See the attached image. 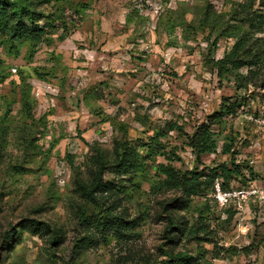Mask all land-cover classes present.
I'll return each instance as SVG.
<instances>
[{"label":"rangeland","instance_id":"1","mask_svg":"<svg viewBox=\"0 0 264 264\" xmlns=\"http://www.w3.org/2000/svg\"><path fill=\"white\" fill-rule=\"evenodd\" d=\"M29 1L42 14L38 23L50 22L32 59L27 41L16 55L15 39L0 33V264H160L182 251L193 264H264V129L250 118L260 120L264 110V56L260 74L246 83L236 71L218 77L213 65L223 21L235 10L240 24L249 9L240 12L239 4L251 0ZM78 4H87L80 12L93 18L80 36L72 35ZM169 47L177 50L166 63ZM230 95L241 103L237 114L210 124L216 150L198 158L187 135ZM169 122L183 132L167 130ZM156 129L164 147L149 150L143 143ZM92 133L108 141L92 140ZM231 138L247 178L232 180L231 188L258 191L221 206L209 188L187 198L160 186L155 164L185 171L229 163L222 147ZM125 144L140 165L121 175L112 158ZM100 160L103 180L114 184L95 193L96 204L81 197L77 181L89 183ZM110 205L127 221L124 235L93 220ZM31 222L47 228L35 230ZM199 225L206 232L190 231ZM53 233L61 241L52 243Z\"/></svg>","mask_w":264,"mask_h":264},{"label":"trees","instance_id":"2","mask_svg":"<svg viewBox=\"0 0 264 264\" xmlns=\"http://www.w3.org/2000/svg\"><path fill=\"white\" fill-rule=\"evenodd\" d=\"M50 0H40V2H48ZM64 1V0H55ZM70 0H66L68 3ZM32 3L29 0H0V33L4 35H9V37L14 38L16 43L13 42L12 45L16 47L14 53L18 55V46L23 43V41L28 42V49H26L27 57L32 59L34 55L35 46L41 41L43 36L46 34L49 21L42 24L38 23L41 13H38L34 7L31 6ZM240 12L248 7L249 12L244 14L239 18L240 24H237L234 18L235 10L232 11V15L221 25V37L215 40V50L217 43L223 40L225 43V48L223 55L213 61V65L216 69L218 77H223L227 73L236 71L235 75L242 78L246 82H250L255 79L261 71V65L257 64L258 59L264 56V47L262 44L264 42V35L253 37L256 34L264 32V11H261L260 6L264 5V1L258 2V7L256 6V0H251L250 4L247 3L239 4ZM253 7H255L253 9ZM85 8L87 4H78L75 6V12H73V18L79 15L76 24L77 27L72 29L75 31L82 20L85 18ZM237 9V8H236ZM206 15L203 21H209L210 10L206 9ZM84 11V13L81 12ZM126 22L128 20H125ZM233 21V22H230ZM238 22V21H237ZM247 23L248 28L243 29L242 24ZM167 34V31H164ZM66 37V34H62L60 39ZM252 40V41H251ZM11 48V46H10ZM8 49L11 52V49ZM242 67H247L245 74H239L238 70ZM39 73V72H38ZM264 76V75H263ZM261 88H264V77L260 80ZM241 103L233 95L223 96L219 103V108L212 114L207 116L206 122H199L194 131L187 135L188 144L194 150L196 156L199 158L201 154L213 152L216 150L217 142L213 138V134L210 130V124L221 118L233 117L237 114ZM22 111L25 113L31 112L30 98L25 97L22 102ZM166 129L169 131L175 130L178 133L183 132V127L178 125L177 122H169L166 124ZM161 135H164L162 131L156 129L148 137L147 142L143 143L149 150L158 147L161 150L164 147V143L161 140ZM235 139L231 138L228 144H223L222 153L228 154L230 156L229 163L222 162L216 166H205L203 165L200 169L194 168L191 170L181 171L172 164H155L154 172L162 176L159 178L160 186L166 189H179L183 195L190 198L202 191L203 188H209L214 191V181L215 179L220 180V187L223 190L231 189L232 180L246 181V175L243 173V164L236 161L233 149V143ZM96 154H101L99 148L93 146ZM131 146L124 145L119 147L118 150L113 154L114 168L117 170L118 174H127L129 170L139 166L140 162L138 159V153L133 152ZM94 171V174L89 183H82L77 181V188L81 197L85 201H91L93 203H98L95 197L97 192H107L110 185L113 182L104 181L103 177V165L102 160ZM245 167H249L246 165ZM248 177L252 179L251 175L254 172L251 167L248 168ZM107 214L97 216L93 219L97 222V226L101 227L103 230H111L115 235H124L123 230L126 229L127 221L122 217H115L113 215L114 206L110 205L106 207ZM100 215V216H99ZM90 220V218L85 215V221ZM93 222V221H92ZM91 223V222H89ZM94 223V222H93ZM30 225L35 230L46 229L47 226H39L38 222H31ZM193 233L206 232V228L203 225H199L195 230L190 228ZM8 239H15L12 235ZM6 240V241H7ZM50 241L52 243H58L60 236L53 233L50 236ZM194 256L186 251L177 252L171 255L168 260H163L160 264H193Z\"/></svg>","mask_w":264,"mask_h":264},{"label":"built area","instance_id":"3","mask_svg":"<svg viewBox=\"0 0 264 264\" xmlns=\"http://www.w3.org/2000/svg\"><path fill=\"white\" fill-rule=\"evenodd\" d=\"M173 2H175L176 0H171ZM261 35H264V32L261 33ZM224 48H225V43L223 40H220L218 43H217V47H216V52L219 53L221 56L223 55V51H224ZM177 49L176 48H167L166 50H164V53H163V59L166 63H168L172 56H173V53L176 51ZM76 52H79V50H75V53ZM81 53H84L83 50L80 51ZM123 59H129L128 56H123ZM86 63L89 64V60H86ZM157 75H155L156 77ZM153 77V78H155ZM152 78V79H153ZM156 80L157 77H156ZM43 86L45 87V89L49 88V85L48 84H43ZM55 91H57V88L55 89ZM251 119H253L254 121L256 122H259L260 124H262L263 126V129H264V110H262V118L259 120V119H254L250 116ZM91 139L92 140H95L97 142H107L108 141V137L106 134H93L91 135ZM258 190H254L252 189L251 191L249 192H246L244 190H241L239 192H236L234 191L232 188L231 189H227V190H223L221 189L220 187V180L219 179H215L214 181V196H215V200L216 202H218L219 205L223 206V205H226L227 202H228V199L233 196V195H237V194H243L245 195L246 193H254ZM263 197V195L261 196ZM263 253H264V247L262 249Z\"/></svg>","mask_w":264,"mask_h":264},{"label":"crops","instance_id":"4","mask_svg":"<svg viewBox=\"0 0 264 264\" xmlns=\"http://www.w3.org/2000/svg\"><path fill=\"white\" fill-rule=\"evenodd\" d=\"M92 17L91 16H85V18H84V20H82L81 22H80V24H79V27L77 28V30L78 31H74L73 32V34L72 35H78V36H80V33H81V30L83 29V28H86V25H87V27H89V26H91L92 25ZM95 25H97V20L95 21ZM95 28L96 29H98V27L97 26H95ZM102 29H105L104 27H102ZM99 30V29H98ZM83 50V52L85 53V55H86V57H91L90 56V54H88L87 55V53L86 52H91L90 50H88V49H86V48H83L82 49Z\"/></svg>","mask_w":264,"mask_h":264}]
</instances>
